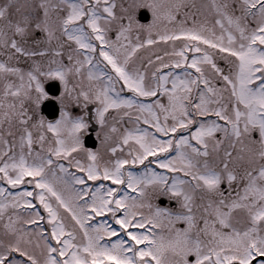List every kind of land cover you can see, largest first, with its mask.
Listing matches in <instances>:
<instances>
[{
  "label": "snow or ice",
  "instance_id": "1",
  "mask_svg": "<svg viewBox=\"0 0 264 264\" xmlns=\"http://www.w3.org/2000/svg\"><path fill=\"white\" fill-rule=\"evenodd\" d=\"M0 264H264V0H0Z\"/></svg>",
  "mask_w": 264,
  "mask_h": 264
},
{
  "label": "water",
  "instance_id": "2",
  "mask_svg": "<svg viewBox=\"0 0 264 264\" xmlns=\"http://www.w3.org/2000/svg\"><path fill=\"white\" fill-rule=\"evenodd\" d=\"M139 17L141 20L146 21L149 17V13L146 9H143L139 13ZM61 90L60 83L56 80L50 81L46 84V91L49 92L50 98L43 102L41 111L44 113L49 119H55L59 115V105L57 101L54 99L55 96L59 94ZM95 128H92L93 131ZM85 144L88 147H95L97 145L96 139L93 137V133L91 132L86 136ZM162 203V201H160Z\"/></svg>",
  "mask_w": 264,
  "mask_h": 264
},
{
  "label": "rangeland",
  "instance_id": "3",
  "mask_svg": "<svg viewBox=\"0 0 264 264\" xmlns=\"http://www.w3.org/2000/svg\"><path fill=\"white\" fill-rule=\"evenodd\" d=\"M17 2L18 3H24L25 2V0H17ZM196 2L197 3H200L201 2V0H196ZM148 9L149 10V12H150V16H151V18L149 19V21H142V20H140L139 19V11L141 10V9ZM137 19H139L140 21H141V23H148V22H150L151 20H152V11H151V9H150V7L148 6V5H142L138 10H137ZM43 33H42V30H40V29H37L36 30V35L37 36H40V35H42ZM21 67H27L28 65H27V62H23V63H21V65H20ZM51 80H58L59 82H60V84H61V92L63 91V84H62V82L59 80V78H49V79H46L45 81H44V87H45V84L47 83V82H49V81H51ZM60 92V93H61ZM60 95V94H59ZM48 97H46L45 99H47ZM44 99V100H45ZM43 100V101H44ZM43 101L41 102V104H40V108H41V105H42V103H43ZM97 103L98 102H96V101H91V102H88L87 103V105L86 106H82L80 103H76V102H74V103H72L71 105H70V108L72 107V106H78V107H81V108H86V107H88V106H90L92 109H94L93 111H92V119L94 120V122L96 123V124H98L99 125V127H101V125H100V123L98 122V120H96L95 119V108L97 107ZM71 112H72V109L70 110ZM111 111V110H110ZM40 112H41V110H40ZM85 112H87L86 111V109H85ZM74 113V112H73ZM88 113V112H87ZM74 114H76V113H74ZM77 115V114H76ZM59 118V117H58ZM57 118V119H58ZM89 121V120H88ZM90 124H92V123H90V121H89V123H88V127L90 126ZM88 127H87V130H85L84 131V135H85V133L86 132H88ZM84 135H83V140H84ZM97 135V134H96ZM251 135L253 136V137H255V138H259L260 137V133H259V129L258 128H256V129H254L253 130V132L251 133ZM97 147H101V145H100V141H99V143H98V146ZM158 167V166H157ZM130 191H133V190H130ZM160 197H165V198H167V199H169V200H175L176 202H177V206H176V208H172V207H169V204H167L165 207H169V208H171V209H177V208H179V204H180V201L178 200V199H176L175 198V196H168V195H160L158 198H157V203H158V200H159V198ZM159 204V203H158ZM162 206V205H161ZM189 259H190V257H189ZM191 259H194V255L193 256H191Z\"/></svg>",
  "mask_w": 264,
  "mask_h": 264
},
{
  "label": "flooded vegetation",
  "instance_id": "4",
  "mask_svg": "<svg viewBox=\"0 0 264 264\" xmlns=\"http://www.w3.org/2000/svg\"><path fill=\"white\" fill-rule=\"evenodd\" d=\"M59 104H60V101H59ZM60 107H62L61 104H60ZM71 109H72V111L75 112L77 115H81V114L85 113V109H86V111L88 112V113H87V119L90 121V123H94L93 126L96 125V123H95L94 120L92 119V114H91L92 111H93L94 109H92L90 106H88V107H86V108H81V107H78V106H72L71 108H69V110H71ZM89 127H90V126H89ZM99 129H100V127H99V125H98L97 130L94 132V136H95V138L97 139V146H98V143H99V141H100L99 137L96 135ZM88 132H89V130H88ZM88 132H86L85 134H87ZM97 146H96V147H97ZM94 148H95V147H94ZM224 186L226 187V184H225ZM160 198L163 199L164 204H165L164 206H166L167 204H169V199H167V198H165V197H160Z\"/></svg>",
  "mask_w": 264,
  "mask_h": 264
}]
</instances>
